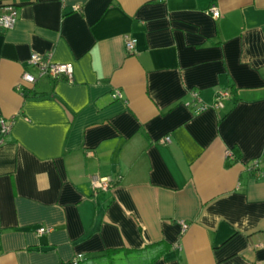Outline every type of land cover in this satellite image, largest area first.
Masks as SVG:
<instances>
[{"label":"crops","instance_id":"obj_1","mask_svg":"<svg viewBox=\"0 0 264 264\" xmlns=\"http://www.w3.org/2000/svg\"><path fill=\"white\" fill-rule=\"evenodd\" d=\"M7 5L0 264H264V0ZM32 52L72 80L38 77Z\"/></svg>","mask_w":264,"mask_h":264},{"label":"built area","instance_id":"obj_2","mask_svg":"<svg viewBox=\"0 0 264 264\" xmlns=\"http://www.w3.org/2000/svg\"><path fill=\"white\" fill-rule=\"evenodd\" d=\"M78 8V7H76ZM207 11L211 13L213 17L219 16V10L216 7V5L211 4ZM18 12L17 9L11 5H7L2 8V11L0 12V29H10L12 28L16 21H17ZM125 49L128 52H131L134 46L132 39H126L125 40ZM28 64L35 67L37 69L38 77L47 75L52 79H66L68 81L72 80L73 75V67L71 63H59L54 62L51 60V58L48 55H44L41 53L32 52L28 59ZM22 79L28 83H34L37 80V77L33 74H30L28 72H24L22 75ZM230 93L227 89L219 90L215 97V104L217 105L221 99L229 97ZM116 97H121V94L118 92L116 93ZM196 97V96H195ZM206 104H200V109L205 108ZM12 121L11 119H5L3 117H0V132L1 135L4 136L10 132ZM2 140V139H1ZM162 142H169L170 137L169 135H166L162 140ZM227 156H232V154L227 151ZM249 171L252 173H259L258 171V161H253L252 164L249 166ZM112 181L109 177H99V176H93L91 178V185L94 191L97 190H107L111 187ZM187 228V225L185 223H181V232L185 231ZM48 229L40 228L38 231L39 233L45 232ZM81 258V255H77L75 257V260ZM76 262V261H75Z\"/></svg>","mask_w":264,"mask_h":264},{"label":"trees","instance_id":"obj_3","mask_svg":"<svg viewBox=\"0 0 264 264\" xmlns=\"http://www.w3.org/2000/svg\"><path fill=\"white\" fill-rule=\"evenodd\" d=\"M159 251L156 253V255L155 256H158L159 254H161L162 253V251L160 250V248L158 249ZM79 260H81V258H78V259H76L75 261H76V263H78V261Z\"/></svg>","mask_w":264,"mask_h":264}]
</instances>
